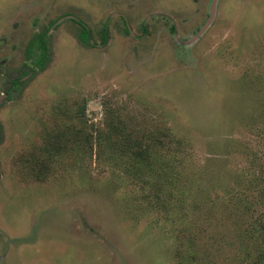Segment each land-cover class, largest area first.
I'll list each match as a JSON object with an SVG mask.
<instances>
[{"label":"rangeland","instance_id":"obj_1","mask_svg":"<svg viewBox=\"0 0 264 264\" xmlns=\"http://www.w3.org/2000/svg\"><path fill=\"white\" fill-rule=\"evenodd\" d=\"M248 171L264 0H0V264H264Z\"/></svg>","mask_w":264,"mask_h":264},{"label":"trees","instance_id":"obj_2","mask_svg":"<svg viewBox=\"0 0 264 264\" xmlns=\"http://www.w3.org/2000/svg\"><path fill=\"white\" fill-rule=\"evenodd\" d=\"M76 22L79 23L81 25V27H82V30H81V38H83L86 43L90 44L91 43L90 38H89L90 35H91L90 28L87 27L80 20H76ZM107 31L108 30L105 29V31H104V34L105 35H104V38H102V40L104 41V43L107 41V36H108V32ZM46 36H47L46 33H43L42 35H39L38 40L36 42L37 43V46L39 47V49L41 50L42 53L34 61L35 67H44L45 62L48 59V48H47L48 47V43H47V37ZM32 68L33 67H31V69ZM112 127H115V125L113 124ZM104 134H107V133L104 131ZM110 134L116 136L114 133H110ZM165 136H166V134H165ZM101 137H102V135H100L99 139H101ZM114 142H115L114 144L116 145V147L118 149H120V151L122 153H124V155H126L129 152L127 150L128 149L127 146H126L127 144H126V142H124V140L121 141L120 139H116V141L114 140ZM99 143H100V141H99ZM125 146H126V148H125ZM132 149H133V147L131 148V150ZM132 155H133V157L136 160H141V159H139V156L136 153L132 152ZM248 177H249V171H248V174H239V180L242 181V185H243V188H244V191L245 192L241 188L238 187L235 190L236 193H233V195H232V197H234L233 200L240 201L239 203H243L245 205V209H244V211H245L244 214L245 215H246L247 212L248 213H252L255 210V204H256L258 198L255 195V193L253 192V189L256 188V190H258L257 189L258 181L260 180L261 186L264 185V176L263 177H260L259 179H257L254 176L253 177L251 176L249 178ZM251 190H252V192H251ZM261 193H260V195H261V197L263 198V201H264V190H262ZM236 211L237 212L239 211V205L236 208ZM251 227H252L251 230H247L246 229L245 231L250 236H252V237L255 236V235H257V234H259V240L264 243V213L261 215V218L258 221H255V219H254V222L251 225ZM261 259H260V261H261ZM257 260L258 259L254 260V261H257ZM253 263H259V262H253Z\"/></svg>","mask_w":264,"mask_h":264}]
</instances>
